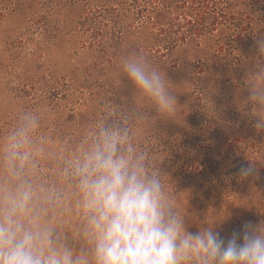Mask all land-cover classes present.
Listing matches in <instances>:
<instances>
[{
  "label": "rangeland",
  "instance_id": "374dc122",
  "mask_svg": "<svg viewBox=\"0 0 264 264\" xmlns=\"http://www.w3.org/2000/svg\"><path fill=\"white\" fill-rule=\"evenodd\" d=\"M227 9L235 20L171 52L156 27L133 24L121 26L123 37L105 49H90L78 27L111 11L0 0V194L29 185L40 224L91 259L73 166L101 129L126 127L164 175L188 231L214 226L227 239L245 222L264 221V131L254 127L258 117L245 86L264 63L256 44L264 38V0H234ZM248 13L256 38L234 43ZM104 25L105 32H120ZM132 55L166 75L177 97L173 114L158 113L124 75L121 58ZM249 82L264 88V78ZM25 116L35 117V128ZM21 128L26 139L12 159L9 138ZM249 165L254 174L241 178L240 168Z\"/></svg>",
  "mask_w": 264,
  "mask_h": 264
},
{
  "label": "clouds",
  "instance_id": "9594fccd",
  "mask_svg": "<svg viewBox=\"0 0 264 264\" xmlns=\"http://www.w3.org/2000/svg\"><path fill=\"white\" fill-rule=\"evenodd\" d=\"M256 44L264 55V38ZM121 65L158 113L176 111L177 97L169 90L166 75L143 55L123 57ZM260 78L264 63L245 80L246 102L256 110L254 127L264 131V88L249 82ZM24 119L36 127L35 117ZM26 131L21 128L10 136V158L20 155L16 150ZM254 172L249 165L241 167L239 175L247 178ZM163 176L150 164L148 154L136 147L126 127L101 129L72 172L87 221L91 259L88 251H74L59 241L51 226L40 224L31 208L32 189L23 185L0 194V264H264V221L245 222L242 231L227 239L214 226L190 232Z\"/></svg>",
  "mask_w": 264,
  "mask_h": 264
},
{
  "label": "trees",
  "instance_id": "16d2710c",
  "mask_svg": "<svg viewBox=\"0 0 264 264\" xmlns=\"http://www.w3.org/2000/svg\"><path fill=\"white\" fill-rule=\"evenodd\" d=\"M56 5L84 4L90 11H111L108 18L99 20L86 18L79 29L80 43L84 48H103L123 37L121 26L156 27L167 52L187 44L193 39L204 40L213 36L221 27L227 26L236 15L227 7L234 0H50ZM115 12V14L113 13ZM106 13V12H105ZM118 14V15H116ZM116 15V16H115ZM253 15L246 14L240 20L245 27L235 36L233 42L242 44L254 41ZM104 23L114 24L120 32L110 34L104 31ZM105 51L104 53H106ZM112 53V52H109ZM115 56V54H114ZM163 57H166L164 54Z\"/></svg>",
  "mask_w": 264,
  "mask_h": 264
}]
</instances>
